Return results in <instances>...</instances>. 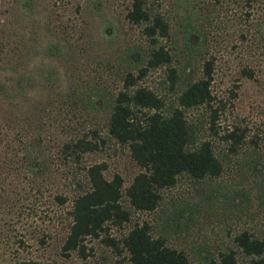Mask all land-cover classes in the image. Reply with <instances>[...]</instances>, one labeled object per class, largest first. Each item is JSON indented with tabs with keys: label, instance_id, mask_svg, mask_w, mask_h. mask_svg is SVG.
Wrapping results in <instances>:
<instances>
[{
	"label": "rangeland",
	"instance_id": "1",
	"mask_svg": "<svg viewBox=\"0 0 264 264\" xmlns=\"http://www.w3.org/2000/svg\"><path fill=\"white\" fill-rule=\"evenodd\" d=\"M129 1L0 0V264H130L124 251L99 238L86 241L84 260L60 251L72 200L87 187L85 167L103 162L104 177L118 173L122 189L139 171L105 128L124 75L136 76L150 50L141 26L125 17ZM150 6L167 22L160 43L175 81L170 86L164 65L136 84L163 97L167 108L211 62L212 125L206 105L184 114L190 140L208 141L221 170L201 179L179 174L151 211L129 208L122 195L130 218L109 223L106 234L119 239L146 222L151 236L190 264L227 248L245 264L234 235L246 231L264 240V0ZM76 137L97 147L76 160L63 147Z\"/></svg>",
	"mask_w": 264,
	"mask_h": 264
},
{
	"label": "trees",
	"instance_id": "2",
	"mask_svg": "<svg viewBox=\"0 0 264 264\" xmlns=\"http://www.w3.org/2000/svg\"><path fill=\"white\" fill-rule=\"evenodd\" d=\"M158 0H130L125 17L132 24L140 25L150 50L145 66L136 76L124 75L121 88L113 96L106 123V133L112 140L127 147L130 159L137 165L129 184L122 189V178L113 173L109 179L103 175L105 164L96 162L84 169L87 187L72 200L66 234L60 246L64 256L75 253L84 260L89 239L102 240L116 251H124L130 264H190L186 255L164 244L160 237H153L146 222H136L119 239L106 234V227L122 224L130 218V211L121 200L125 196L129 208L137 211L153 210L160 199L159 191L176 182L179 174L191 179L216 176L221 164L212 152L208 141L192 142L191 127L184 110L206 105L212 125L215 110L209 89L211 62L203 63L202 75L187 83L167 108L164 99L151 89L137 85L136 80L148 69L167 67L170 86L174 84V69L169 67L170 54L160 39L168 35L164 18L151 8ZM248 1V0H247ZM253 1V0H252ZM93 135H97L92 131ZM232 131L226 137H233ZM64 150L77 160L81 154L94 150L95 142L76 137L66 142ZM29 169L35 167L31 161ZM123 190V192H122ZM63 202L64 198L57 195ZM234 247L246 258L245 264H264V240L241 231L233 237ZM19 264H27L20 262ZM203 264H239L232 248L220 251L215 258Z\"/></svg>",
	"mask_w": 264,
	"mask_h": 264
}]
</instances>
